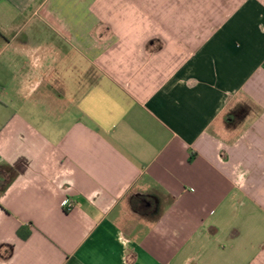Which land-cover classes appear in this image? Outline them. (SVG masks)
Listing matches in <instances>:
<instances>
[{
	"label": "crops",
	"instance_id": "1",
	"mask_svg": "<svg viewBox=\"0 0 264 264\" xmlns=\"http://www.w3.org/2000/svg\"><path fill=\"white\" fill-rule=\"evenodd\" d=\"M179 12L0 0V264H264V0Z\"/></svg>",
	"mask_w": 264,
	"mask_h": 264
},
{
	"label": "rangeland",
	"instance_id": "2",
	"mask_svg": "<svg viewBox=\"0 0 264 264\" xmlns=\"http://www.w3.org/2000/svg\"><path fill=\"white\" fill-rule=\"evenodd\" d=\"M159 1H160V5L165 4V8L168 7L170 8L175 7V9L179 8L180 19L184 17L185 18L188 17V20L190 17L191 19H193L192 11L194 9H204L207 3V0H159Z\"/></svg>",
	"mask_w": 264,
	"mask_h": 264
},
{
	"label": "trees",
	"instance_id": "3",
	"mask_svg": "<svg viewBox=\"0 0 264 264\" xmlns=\"http://www.w3.org/2000/svg\"><path fill=\"white\" fill-rule=\"evenodd\" d=\"M12 177H13V175H12ZM7 183H10V181L7 182ZM142 199H143L142 197H135V198L132 200V205H133L134 209H136V210H139V209H140V204L142 203V202H141Z\"/></svg>",
	"mask_w": 264,
	"mask_h": 264
},
{
	"label": "built area",
	"instance_id": "4",
	"mask_svg": "<svg viewBox=\"0 0 264 264\" xmlns=\"http://www.w3.org/2000/svg\"><path fill=\"white\" fill-rule=\"evenodd\" d=\"M68 200H66L65 202H64V206H66V205H68Z\"/></svg>",
	"mask_w": 264,
	"mask_h": 264
}]
</instances>
